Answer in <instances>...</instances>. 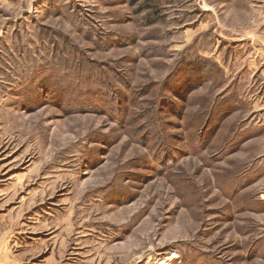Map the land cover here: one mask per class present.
Here are the masks:
<instances>
[{
	"label": "rangeland",
	"instance_id": "rangeland-1",
	"mask_svg": "<svg viewBox=\"0 0 264 264\" xmlns=\"http://www.w3.org/2000/svg\"><path fill=\"white\" fill-rule=\"evenodd\" d=\"M7 212L63 264H264V0H0Z\"/></svg>",
	"mask_w": 264,
	"mask_h": 264
},
{
	"label": "crops",
	"instance_id": "crops-1",
	"mask_svg": "<svg viewBox=\"0 0 264 264\" xmlns=\"http://www.w3.org/2000/svg\"><path fill=\"white\" fill-rule=\"evenodd\" d=\"M37 229L43 231L44 223L0 215V264H63L64 254L51 251L50 238L34 235Z\"/></svg>",
	"mask_w": 264,
	"mask_h": 264
},
{
	"label": "bare ground",
	"instance_id": "bare-ground-1",
	"mask_svg": "<svg viewBox=\"0 0 264 264\" xmlns=\"http://www.w3.org/2000/svg\"><path fill=\"white\" fill-rule=\"evenodd\" d=\"M159 264H166V263H165V262H163V261H160V262H159Z\"/></svg>",
	"mask_w": 264,
	"mask_h": 264
}]
</instances>
